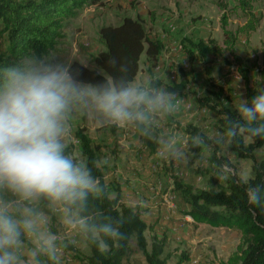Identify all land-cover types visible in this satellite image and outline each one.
<instances>
[{"label": "rangeland", "instance_id": "374dc122", "mask_svg": "<svg viewBox=\"0 0 264 264\" xmlns=\"http://www.w3.org/2000/svg\"><path fill=\"white\" fill-rule=\"evenodd\" d=\"M25 1V0H19ZM218 0H100L97 3L83 5L77 13L64 19L63 34L54 47L46 53L61 60H78L88 66H94V57L104 49V42L99 34L102 25L119 24L124 16L140 17L148 35L165 41V49L160 54L157 66L150 71V64L143 53L140 71L136 81L147 77L162 80L160 85L181 80L177 66L188 74L187 90L203 94L209 87L208 75L198 58L191 59L183 48V39L189 40L213 38L224 46V33L221 24L222 9ZM229 0V7L234 6ZM253 12L261 16L257 28L249 34L239 33L235 54L225 51L214 55L209 50L215 70V82L231 87L236 106L241 99H246L245 81L241 69L249 70V86L264 90V0H252ZM229 13L227 28L235 30L246 21L241 9ZM171 25V26H170ZM1 28V24H0ZM6 34L0 32V53L6 49ZM174 76V78L172 77ZM180 107L175 118L182 127L187 124L198 125L208 136L219 133L214 129V117L210 110L200 107L191 95L183 97L177 94ZM167 119L157 121L156 132L165 137H174L177 144L183 145L187 153V163L163 159L158 150L150 153L139 149L143 137L131 128L120 129L102 125L91 114L75 113L68 128V144L72 154L83 158L79 140L75 136L78 127L84 126L92 137L98 150V163L102 167L109 184V193L114 195L117 180L122 186V199L131 206L141 208L143 217L149 224L146 236L149 248L155 236H166L165 250L162 254L166 264H174L182 253L189 258L181 264H221L237 249L240 233L229 227H213L206 223H195L184 214L187 204L172 190L170 175L162 170L179 174L185 181L197 188H208L222 182L226 172L236 173L240 177L253 176V164L264 160V145L256 149L254 158L238 157L230 145L219 146L218 154L222 157L223 174L215 173L212 181L205 169L210 166L211 146L193 148L191 137L185 129L167 124ZM247 142L251 139L245 138ZM158 148V147H157ZM106 161V163H105ZM55 221L47 217L46 229L56 240L60 264H84L75 252L84 256L90 252L86 234L68 219L67 209L50 205ZM20 250L21 262L25 264L33 259L34 238L26 237ZM73 245L69 247L68 245ZM123 264H147L145 255L131 241V252Z\"/></svg>", "mask_w": 264, "mask_h": 264}, {"label": "clouds", "instance_id": "9594fccd", "mask_svg": "<svg viewBox=\"0 0 264 264\" xmlns=\"http://www.w3.org/2000/svg\"><path fill=\"white\" fill-rule=\"evenodd\" d=\"M61 60L55 55L18 51L16 59L0 64V264H20L25 237L35 241L33 256L46 255L60 264L55 237L47 231V217L37 208L41 200L67 209L90 243L106 249V238H123L119 223L109 217L89 222L91 200L106 198L107 185L93 174L97 162L75 156L69 150L68 128L77 111L91 114L98 123L131 128L152 140L165 160L187 163V153L174 137L156 132L157 121L179 110L177 93L160 85L155 77L136 81L126 63L110 57L115 77L96 82L80 77L88 65ZM239 120H229L223 132L208 136L219 146L238 138L264 139V90L236 106ZM193 148L207 146L200 135L191 137ZM106 163V161H105ZM249 205L264 209V193L250 178L241 177ZM31 264V260L28 261Z\"/></svg>", "mask_w": 264, "mask_h": 264}, {"label": "trees", "instance_id": "16d2710c", "mask_svg": "<svg viewBox=\"0 0 264 264\" xmlns=\"http://www.w3.org/2000/svg\"><path fill=\"white\" fill-rule=\"evenodd\" d=\"M100 0H0V32L6 34V49L0 53V64L13 62L18 51H33L36 54L48 53L62 36L64 19L74 16L77 11L87 3H97ZM234 6L229 7V0H218L217 4L222 9L221 24L224 33V46H220L213 38L189 40L183 39V48L188 52L191 59L198 58L201 61L205 72L208 75L209 87L206 92L199 94L187 90L188 74L177 66L181 74V80H174L173 83H166V87L177 94L186 97L191 95L195 102L207 108L214 117V129L223 132L229 120H239L240 116L236 109V102L231 87L226 84L215 82L213 72L215 70L208 53L211 50L214 55H222L227 51L235 54V46L239 33L249 34L254 31L261 19V16L253 12L252 0H233ZM244 11L246 21L235 30L227 28L229 13L237 9ZM105 49L98 52L94 57V66H88L82 71L80 77L85 82H96L105 76L115 77L119 75L118 67L110 68L107 61L115 57L118 63H126L129 69V77L135 79L140 71V60L143 53L149 62L150 71L157 66L160 54L165 49V43L160 39L149 37L147 29L140 17L124 16L122 21L116 25H102L99 28ZM78 64V60H75ZM241 75L245 81L246 99L251 100L258 94L257 88L249 86V70L241 69ZM153 77V75H151ZM159 84L163 83L158 80ZM167 124H175L181 128V124L173 117L166 120ZM190 137L200 134L211 146L209 155L210 166L205 172L210 174L212 181L215 173L223 174L224 163L218 154L219 146L208 141V135L200 126L187 124L182 127ZM79 140L81 154L88 160L90 165L98 163V150L100 146L95 144L92 137L86 132L84 126L75 131ZM191 141V140H190ZM191 144V142H189ZM264 145V139L254 138L250 142L245 137L233 141L230 148L238 157L254 158L256 149ZM139 149H146L151 154L157 152L156 143L143 137ZM70 150V149H69ZM71 151V150H70ZM99 165V163H98ZM169 167L163 166L162 170L170 175L172 179V190L186 204L184 214L190 215L195 223H206L213 227H229L237 230L241 235L237 249L228 257L227 261L221 264H264V209L249 205L245 192V185L240 183V176L236 173L226 172L222 182L208 188H197L192 183L185 181L179 174L168 172ZM253 176L250 181L253 185L261 187L264 193V160L255 161L253 164ZM93 174L101 183L107 185L106 198L91 200L86 212L82 213L90 223L98 222L101 217H109L119 223V231L123 238L113 241L106 238V249L104 251L90 243L86 235L90 252L84 256L75 252L77 257L84 261V264H123V260L131 252V241L135 240L136 247L143 252L147 264H166L167 260L162 256L165 250L166 236H155L149 248V241L146 230L149 224L143 218L141 210L135 206L126 204L122 199V186L116 180L114 184V195L109 193V184L105 179L102 167L93 168ZM38 210L47 213L52 221L56 217L46 200L37 204ZM24 241L29 243L25 237ZM35 248V246L32 244ZM73 248V245H68ZM189 258L187 253H182L174 264H181ZM25 264H28L25 263ZM31 264H53L46 255L34 256Z\"/></svg>", "mask_w": 264, "mask_h": 264}, {"label": "crops", "instance_id": "0c3cea01", "mask_svg": "<svg viewBox=\"0 0 264 264\" xmlns=\"http://www.w3.org/2000/svg\"><path fill=\"white\" fill-rule=\"evenodd\" d=\"M159 39V38H158ZM160 40H162V39H160ZM163 41V40H162ZM163 42H165V41H163ZM105 46V45H104ZM104 49H105V47H104ZM137 77H138V75L136 76V78L134 79V80H136L137 79ZM140 210H141V208H140ZM143 215V214H142ZM144 218V217H143ZM145 219V218H144Z\"/></svg>", "mask_w": 264, "mask_h": 264}, {"label": "built area", "instance_id": "2783aa9c", "mask_svg": "<svg viewBox=\"0 0 264 264\" xmlns=\"http://www.w3.org/2000/svg\"><path fill=\"white\" fill-rule=\"evenodd\" d=\"M173 78H174V76H172ZM189 217H190V219H192L193 220V218L190 216V215H188Z\"/></svg>", "mask_w": 264, "mask_h": 264}, {"label": "bare ground", "instance_id": "6f19581e", "mask_svg": "<svg viewBox=\"0 0 264 264\" xmlns=\"http://www.w3.org/2000/svg\"><path fill=\"white\" fill-rule=\"evenodd\" d=\"M171 26V25H170Z\"/></svg>", "mask_w": 264, "mask_h": 264}]
</instances>
